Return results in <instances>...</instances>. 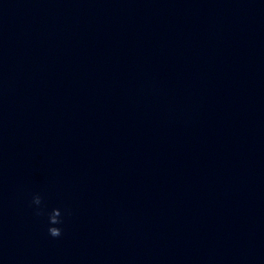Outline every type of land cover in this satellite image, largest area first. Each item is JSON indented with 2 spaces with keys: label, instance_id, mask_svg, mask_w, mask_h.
Segmentation results:
<instances>
[{
  "label": "clouds",
  "instance_id": "1",
  "mask_svg": "<svg viewBox=\"0 0 264 264\" xmlns=\"http://www.w3.org/2000/svg\"><path fill=\"white\" fill-rule=\"evenodd\" d=\"M42 199L43 198L39 194H35L32 197L31 204L36 206L35 207L36 215L44 214L43 209L41 207ZM61 217H62V213L59 208H54L51 210L50 213H48V223H49L48 233L53 238H59L62 235V228L56 226V225H61L63 223Z\"/></svg>",
  "mask_w": 264,
  "mask_h": 264
}]
</instances>
